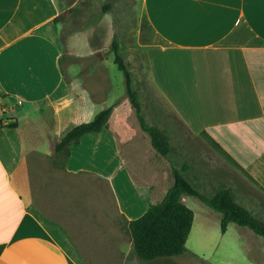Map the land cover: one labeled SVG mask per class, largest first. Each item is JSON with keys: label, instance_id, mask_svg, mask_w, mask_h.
I'll use <instances>...</instances> for the list:
<instances>
[{"label": "crops", "instance_id": "1", "mask_svg": "<svg viewBox=\"0 0 264 264\" xmlns=\"http://www.w3.org/2000/svg\"><path fill=\"white\" fill-rule=\"evenodd\" d=\"M77 1L0 0V264H264V239L227 240L230 223L225 232L212 229L205 211L198 223L194 213L181 254L151 260L135 254L128 222L149 207L156 176L160 186L166 175L127 111L112 108L106 126L83 135L69 153L54 149L70 129L58 111L68 85L60 63L62 21L54 19ZM142 5L151 102L163 112L144 121L166 135L181 134L165 115L175 113L186 132L205 135L264 190V0ZM91 99L87 115L107 101L105 94ZM46 108L60 128L45 143ZM136 147L152 167L150 180L134 184L125 165L138 160ZM106 183L115 208L101 203ZM193 231L198 239L188 248Z\"/></svg>", "mask_w": 264, "mask_h": 264}, {"label": "rangeland", "instance_id": "2", "mask_svg": "<svg viewBox=\"0 0 264 264\" xmlns=\"http://www.w3.org/2000/svg\"><path fill=\"white\" fill-rule=\"evenodd\" d=\"M61 21L62 56L60 63L64 72V82L68 85V94L58 111L64 116L67 125L71 128L79 123L88 122L100 111L98 109L113 106L114 114L116 113L114 112L115 107V111L120 109L127 111L129 117L133 118L134 126H138L136 112L126 94L124 74L114 61V52L111 47L114 40L117 42L119 54L131 73V85L132 89L137 92L141 114L148 124L157 120L158 117L155 116L159 111L152 107L151 97L154 93L145 63L144 44L149 27L145 19L142 0H78L71 7V13ZM77 94L82 97L81 101L77 98ZM103 94L106 96V103L101 106L96 105L95 110L87 115L86 108L91 102V97ZM67 99H69V104ZM93 102L100 103L98 100ZM69 105L75 107L73 112L68 109ZM43 112L45 115L51 114V109L46 108ZM158 115H163V112L161 111ZM165 115L169 116V123L175 125V129L171 130L174 132L177 129L181 134L167 135L171 146L168 155L163 157L156 153L159 157H156L158 159L155 164L159 167L164 166L166 176L160 186L157 182L159 177L156 176L153 183L156 186V192L147 199L145 205L161 201L165 191L172 185V168H176L188 181H191L194 187L206 195L212 196L219 189L229 188L237 203L264 221V190L205 135H195L188 130L186 132L175 113L168 111ZM49 116L46 115L47 118L40 123L44 135L42 139L45 143L46 134L56 132L60 128L58 122L54 124ZM110 122V125L115 123L114 115ZM166 130H170L169 127ZM135 149L137 151L133 153L136 154L138 160L136 159L132 166L125 165L134 184L150 180L149 170L152 167L147 153L142 152V148L137 149L136 147ZM106 185L108 186V198L106 197V203H101L109 208H115L116 202L109 194L111 188L108 183ZM84 189L85 192L90 191L88 186ZM185 198L183 203L195 213L197 223L203 219V211H205L209 214L210 227L219 229L221 216L219 212L212 210L194 196L187 195ZM92 200L95 203L94 199ZM46 204H49V199H46ZM196 234L197 231H193L192 239L188 241V248L198 239ZM240 235L264 239L249 228L239 227L235 223L228 225L224 238L228 240Z\"/></svg>", "mask_w": 264, "mask_h": 264}, {"label": "trees", "instance_id": "3", "mask_svg": "<svg viewBox=\"0 0 264 264\" xmlns=\"http://www.w3.org/2000/svg\"><path fill=\"white\" fill-rule=\"evenodd\" d=\"M71 13V8L62 12L54 20L61 21ZM147 22V20H146ZM148 24V22H147ZM114 61L125 77L126 94L134 108L140 128L147 133L152 147L157 153L166 156L171 151L167 135L157 126L148 125L141 114L138 95L131 85V73L118 52L117 42H112ZM113 106L97 112L92 120L79 123L68 129L56 142V151L69 153L71 144L78 143L83 135L98 133L107 124ZM172 185L160 202L152 203L137 218L128 222V231L135 254L144 260L162 256L179 255L184 251L190 232L194 213L181 201L182 195L194 196L209 208L219 212L222 217L220 230L225 232L229 223L247 227L256 235L264 238V221L258 219L250 210L237 203L229 188H222L212 196L206 195L194 187L176 168H172ZM4 245H0V253Z\"/></svg>", "mask_w": 264, "mask_h": 264}]
</instances>
